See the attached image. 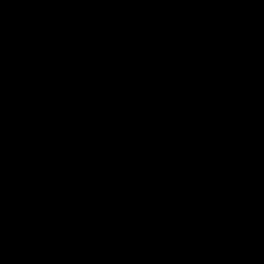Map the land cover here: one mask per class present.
I'll return each mask as SVG.
<instances>
[{
  "label": "water",
  "instance_id": "1",
  "mask_svg": "<svg viewBox=\"0 0 264 264\" xmlns=\"http://www.w3.org/2000/svg\"><path fill=\"white\" fill-rule=\"evenodd\" d=\"M0 264H264V0H0Z\"/></svg>",
  "mask_w": 264,
  "mask_h": 264
}]
</instances>
